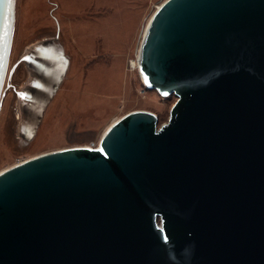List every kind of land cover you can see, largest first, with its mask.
I'll return each mask as SVG.
<instances>
[{
    "label": "water",
    "instance_id": "95a60500",
    "mask_svg": "<svg viewBox=\"0 0 264 264\" xmlns=\"http://www.w3.org/2000/svg\"><path fill=\"white\" fill-rule=\"evenodd\" d=\"M16 2L0 0V106ZM139 49L147 89L177 97L169 120L136 110L98 147L0 172V264H264V0H165ZM21 61L28 141L70 59L45 39Z\"/></svg>",
    "mask_w": 264,
    "mask_h": 264
},
{
    "label": "rangeland",
    "instance_id": "374dc122",
    "mask_svg": "<svg viewBox=\"0 0 264 264\" xmlns=\"http://www.w3.org/2000/svg\"><path fill=\"white\" fill-rule=\"evenodd\" d=\"M163 1L17 0L10 69L18 67L0 106V172L43 153L98 147L112 123L136 110L156 113L160 124L169 120L177 97L147 89L138 68L144 30ZM45 39H57L71 62L36 135L26 141L18 134L16 91L31 74L20 59Z\"/></svg>",
    "mask_w": 264,
    "mask_h": 264
},
{
    "label": "flooded vegetation",
    "instance_id": "af4514ba",
    "mask_svg": "<svg viewBox=\"0 0 264 264\" xmlns=\"http://www.w3.org/2000/svg\"><path fill=\"white\" fill-rule=\"evenodd\" d=\"M22 62V61H21ZM71 62V61H70ZM24 63V62H23ZM16 64V63H15ZM13 65L12 66V68L10 69V65H9V69H8V74H7V78H6V82H7V79H8V77H9V80L11 81L12 80V78H13V75L16 73V71H17V64L16 65ZM5 82V83H6ZM10 84V83H9ZM10 87V86H9ZM21 90V89H20ZM19 90V91H20ZM19 91L17 90L16 91V94H17V96H18V94H19ZM3 97H4V93H3Z\"/></svg>",
    "mask_w": 264,
    "mask_h": 264
},
{
    "label": "bare ground",
    "instance_id": "6f19581e",
    "mask_svg": "<svg viewBox=\"0 0 264 264\" xmlns=\"http://www.w3.org/2000/svg\"><path fill=\"white\" fill-rule=\"evenodd\" d=\"M161 5V4H160ZM159 5V6H160ZM158 6V7H159ZM157 7V8H158ZM16 15H17V2H16ZM153 16V15H152ZM152 18V17H151ZM151 20V19H150ZM150 22V21H149ZM149 24V23H148ZM148 26V25H147ZM146 29H147V27L145 28V30H144V34H145V32H146ZM144 34H143V36H144ZM139 55H140V49H139ZM138 65H139V56H138ZM69 67H70V65H69ZM138 68H139V66H138ZM140 73V72H139ZM47 74V73H46ZM45 74V75H46ZM45 75H43L44 77H43V79H42V83H44V81L46 80V79H48L49 78V75L47 74V76H45ZM54 75V74H53ZM51 77V76H50ZM60 88V87H59ZM59 90V89H58ZM58 92V91H57ZM6 170V169H5ZM4 171V170H3Z\"/></svg>",
    "mask_w": 264,
    "mask_h": 264
},
{
    "label": "snow or ice",
    "instance_id": "6c2138e0",
    "mask_svg": "<svg viewBox=\"0 0 264 264\" xmlns=\"http://www.w3.org/2000/svg\"><path fill=\"white\" fill-rule=\"evenodd\" d=\"M11 2H13L14 3V0H11ZM25 59L27 60V59H30V57H25ZM21 95L23 96V95H25L24 93H21Z\"/></svg>",
    "mask_w": 264,
    "mask_h": 264
}]
</instances>
